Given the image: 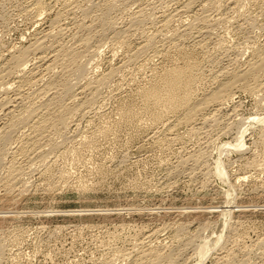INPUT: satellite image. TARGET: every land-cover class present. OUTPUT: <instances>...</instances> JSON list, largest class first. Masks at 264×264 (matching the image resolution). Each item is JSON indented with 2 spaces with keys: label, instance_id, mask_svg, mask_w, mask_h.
Returning a JSON list of instances; mask_svg holds the SVG:
<instances>
[{
  "label": "rangeland",
  "instance_id": "obj_1",
  "mask_svg": "<svg viewBox=\"0 0 264 264\" xmlns=\"http://www.w3.org/2000/svg\"><path fill=\"white\" fill-rule=\"evenodd\" d=\"M263 57L264 0H0V264H264Z\"/></svg>",
  "mask_w": 264,
  "mask_h": 264
},
{
  "label": "bare ground",
  "instance_id": "obj_2",
  "mask_svg": "<svg viewBox=\"0 0 264 264\" xmlns=\"http://www.w3.org/2000/svg\"><path fill=\"white\" fill-rule=\"evenodd\" d=\"M40 1H41V0H40ZM61 32H62V31H61ZM52 33H53V32H52ZM45 34H46V33H45ZM47 36H48V35H47ZM39 44H41V43H39ZM42 44H43V43H42ZM42 44H41V45H38V46H36V47H39V46L41 47ZM40 47H39V48H40ZM26 49H27V48H26ZM33 49H34V48H33ZM48 51H49V50H48ZM56 53H57V52H56ZM24 54H25V53H24ZM21 56H22V55H21ZM25 56H26V54H25ZM42 56H43V55H42ZM18 57H19V56H18ZM18 57H17V58H18ZM4 58H5V57H4ZM263 58H264V57H263ZM19 59H20V58H19ZM22 59H23V56H22ZM22 59H21L20 61H23V60H24V59H23V60H22ZM261 60H262V58H261ZM261 60H260V61H261ZM263 60H264V59H263ZM15 61H16V64H18V65L20 64V63H17V62H18L17 60H15ZM26 61H27V60H26ZM26 61H23V63L25 64ZM261 62H262V63H259V62H258V64H261V65L257 66L256 69H255V67H254L255 70H257V69H259V68H262V65H264V62H263V61H261ZM29 63H30V62H29ZM248 63H250V62H248ZM11 64H12V63H11ZM33 64H34V63H33ZM251 64H252V63H251ZM18 65H17V66H18ZM21 65H23V64H21ZM21 65H20V66H21ZM23 66H24V65H23ZM23 66H22V67H23ZM15 67H16V66H15ZM258 67H259V68H258ZM17 68L20 69L19 67H17ZM22 69L24 70L25 68H22ZM22 69H21V70H22ZM38 69H39V68H38ZM254 69H253V70H254ZM179 70H180V69H179ZM181 70H182V69H181ZM244 71H246V70H244ZM251 71H252V70H251ZM13 72H14V70H13ZM35 72H36V71H35ZM177 72H178V71H177ZM246 72H247V71H246ZM259 72H260V71H259ZM19 73H20V72H19ZM180 73H181V72H180ZM180 73H179V74H176V75H174V76H172V75H171V76L174 77V78H177V77H178V79H180V78H179V76L181 77ZM169 74H170V73H169ZM174 74H175V73H174ZM241 74H243V73H241ZM249 74H251V73H249ZM249 74H248V75H249ZM17 75H18V74H17ZM244 75H245V74H244ZM244 75H241V76L238 75V76H239V78H240V77H244ZM238 76H236L238 81L245 80V79H241V78H240L241 80L238 79ZM246 76H247V75H245V78H247ZM182 77H184V76H182ZM165 78H166V77H165ZM170 78H171V77H170ZM178 79H177V80H178ZM26 80H27V79H26ZM36 80H37V79H36ZM235 80H236V78H235ZM237 80H236V81H237ZM168 81H169V80H168ZM172 82H175V81H172ZM172 82H171V84H172ZM178 82H181V81L179 80ZM182 82H183V81H182ZM169 83H170V82H169ZM175 83H177V82H175ZM23 84H24V82H23ZM171 84H170V85H171ZM181 84H183V83H181ZM234 84H235V83H234ZM236 84H237V82H236ZM178 85H179V84H178ZM225 85H226V84H225ZM225 85H224V86H225ZM227 85H228V84H227ZM232 85H233V84H232ZM2 86H3V85H2ZM165 86H166V85H165ZM173 86H174V85H171V87H173ZM229 86H230V84H229ZM234 86H235V85H234ZM7 87H8V86H7ZM7 87H6V88H7ZM232 87H233V86H231V88H232ZM6 88H5V89H6ZM83 88H84V87H83ZM225 88H226V87H225ZM231 88L228 87L227 89H231ZM5 89H4V90H5ZM8 89H9V88H8ZM168 89H169V87H168ZM172 89H174V88H172ZM172 89L170 88V90H172ZM220 89H222V88H220ZM6 90H7V89H6ZM11 90H12V89H11ZM43 90H44V89H43ZM155 90H157V89H155ZM162 90H166V89H162ZM224 90H226V89H224ZM41 91H42V90H41ZM173 91H174V90H173ZM173 91H172V92H173ZM218 91H219V89H218ZM218 91L216 92L217 94H218ZM227 91H229V90H226V92H224V93H228ZM2 92H3V91H2ZM2 92H1V93H2ZM6 92H7V91H6ZM153 92H154V91H153ZM167 92H168V91H167ZM167 92H166V93H167ZM169 92H171V91H169ZM180 92H181V91H180ZM222 92H223V91H222ZM50 93H51V92H50ZM175 93H176V92H175ZM5 94H6V93H5ZM168 94H171V93H168ZM217 94H213L214 98H216L215 95H217ZM152 95H155L156 97H157V96H160V92L155 91ZM38 96H39V95H38ZM149 96H151V95H149ZM173 96H174V93H173ZM213 96H212V97H213ZM218 96H221V95H217V97H218ZM18 97H19V96H18ZM151 97H152V96H151ZM156 97H154V98H156ZM165 97H166V96H165ZM167 97H168V96H167ZM170 97H172V96H170ZM54 98H55V97H54ZM183 98H184V97H183ZM158 99H159V98H158ZM161 99H162V98H161ZM163 99H165V98H163ZM168 99H170V98L168 97L166 100H168ZM177 99H179V98L177 97ZM187 99H188V98H187ZM204 99H205V98H204ZM209 99H210V98H209ZM220 99H221V97H220ZM173 100H174V99H172V101H173ZM181 100H182V99H181ZM184 100H185V99H184ZM184 100H183V102H184ZM205 100H206V99H205ZM205 100H204V101H205ZM207 100H208V99H207ZM207 100H206V101H207ZM216 100L218 101L217 98H216ZM224 100H225V99H224ZM53 101H54V100H53ZM79 101H80V100H79ZM161 101H162V100H161ZM174 101H175V100H174ZM177 101H179V100H177ZM177 101H176V102H177ZM186 101H188V100H186ZM209 101H210V100H209ZM212 101H213V100H212ZM214 101H215V100H214ZM164 102H165V101H164ZM176 102H175V103H176ZM180 102H182V101H180ZM183 102H182V103H183ZM188 102H189V101H188ZM198 103H199V102H198ZM202 103H203V102H202ZM204 103H206V102H204ZM215 103H216V101H215ZM168 104H169V103H168ZM209 104H210V103H209ZM209 104H208V105H209ZM170 105H172V104H169V106H170ZM174 105H175V104H174ZM180 105H181V104H180ZM204 105H205V104H204ZM34 106H35V104H34ZM198 106H199V108L201 107L200 110H202V108H203V109L206 108V107H202V105H198ZM209 106H210V105H209ZM15 107H16V106H15ZM31 107H32V106H31ZM77 107H78V106H77ZM170 107H171V106H170ZM173 107H174V106H173ZM212 107H213V106H212ZM171 108H172V107H171ZM207 108H208V107H207ZM207 108H206V109H207ZM38 110H39V109H38ZM192 110H193V109H192ZM19 111H20V110H19ZM60 111H61V110H60ZM20 112H21V111H20ZM32 112H33V111H32ZM197 112H198V111H196V113H197ZM35 113H36V112H35ZM2 114H3V113H2ZM29 114H30V113H29ZM33 114H34V112H33ZM45 115H46V114H45ZM14 116H15V115H14ZM29 116H30V115H29ZM190 116H191V115H190ZM190 116H189V117H190ZM19 117H20V116H19ZM60 117H61V116H60ZM27 118H28V116H27ZM82 118H83V117H82ZM28 119H29V118H28ZM189 119H190V118H189ZM21 120H22V119H21ZM12 121H13V120H12ZM23 122H24V121H23ZM11 123H12V122H11ZM36 125H37V124H36ZM10 127H11V126H10ZM4 128H5V127H4ZM39 128H40V127H39ZM1 129H2V128H1ZM3 130H5V129H3ZM11 131H13V130H11ZM1 133H2V132H1ZM3 133H4V132H3ZM8 133H9V132H8ZM10 133H11V132H10ZM12 133H13V132H12ZM243 133H244V132H243ZM0 137H1V136H0ZM5 138H6V137H5ZM9 139H10V138H9ZM240 144H241V143H240ZM242 145H243V144H242ZM242 150H243V149H242ZM242 150H241V151H242ZM239 151H240V150H239ZM10 182H11V181H10ZM239 182H240V181H239ZM155 238H156V237H155ZM145 242H146V241H145ZM133 249H134V248H133ZM135 251H136V249H135ZM139 251H140V250H139ZM142 254H143V253H142ZM146 255H147V254H146ZM150 256H152V255H150ZM130 257H131V256H130ZM130 257H129V258H130ZM143 257H144V256H143ZM156 258H157V257H156ZM140 260H141V258H140ZM161 261H162V260H161ZM157 264H158V263H157Z\"/></svg>",
  "mask_w": 264,
  "mask_h": 264
}]
</instances>
